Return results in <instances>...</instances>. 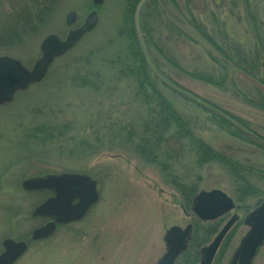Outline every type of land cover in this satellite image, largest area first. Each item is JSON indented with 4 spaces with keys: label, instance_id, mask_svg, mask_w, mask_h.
Returning a JSON list of instances; mask_svg holds the SVG:
<instances>
[{
    "label": "rangeland",
    "instance_id": "374dc122",
    "mask_svg": "<svg viewBox=\"0 0 264 264\" xmlns=\"http://www.w3.org/2000/svg\"><path fill=\"white\" fill-rule=\"evenodd\" d=\"M28 1L0 0V55L18 58L26 67L39 56L44 36H64L92 9L89 0H57L46 21L33 32L25 29L15 41L13 33L6 34V30L11 18L20 14ZM141 1L134 5L131 21L144 53L150 63L157 65L161 76L152 77L154 87L189 122L195 136L221 151L231 147L249 166L263 169L261 140L256 145L237 143L219 130L211 112L197 108L171 88L175 84L206 104L246 120L251 131L264 139V110L245 100H254L258 92L264 98V84L230 68L226 58L189 23L190 13L227 52L235 55L241 50L252 62L258 46L254 29L264 37V0H156L157 7L153 0L145 6ZM131 2L104 0L96 7L94 29L52 62L42 84L19 91L11 102L0 105V251L6 237L28 242L26 253L14 264H154L165 250L164 231L172 225L184 227L188 223L193 225L192 237L197 232L204 238L197 246L194 264H198L199 249L236 213L238 220L211 263L228 264L247 230L242 218L258 198L235 200L233 182L221 165L199 166L187 140L180 141L171 130L161 133L152 113L158 109L155 98L145 101L138 94L136 82L124 71L120 73L119 69L128 64L123 26L124 19L129 18ZM71 10L76 12V21L68 26L64 18ZM144 31L150 37L144 36ZM153 43L163 53L157 52ZM262 62L259 58L260 76L264 77ZM219 65L224 66L226 74L222 87L195 77L217 76L222 69ZM39 124L54 125L53 137L43 136L44 142L40 141L42 136L33 137V128ZM157 129L162 134V146L155 162L148 154L155 144L144 146L145 154L137 147L139 140L147 136L156 143L155 137L160 134L155 132ZM61 172L90 175L97 181L99 200L83 220L59 227L48 239L29 241L30 231L43 222L32 215V210L48 192H27L20 183L30 176ZM251 180L264 188L257 177ZM177 181L194 185L195 194L220 189L232 197L235 207L216 220H198L176 189ZM209 223L214 225L207 228ZM195 225L203 227L195 229ZM252 264H264V244Z\"/></svg>",
    "mask_w": 264,
    "mask_h": 264
},
{
    "label": "water",
    "instance_id": "95a60500",
    "mask_svg": "<svg viewBox=\"0 0 264 264\" xmlns=\"http://www.w3.org/2000/svg\"><path fill=\"white\" fill-rule=\"evenodd\" d=\"M93 6H99L104 0H90ZM145 0L141 1V4ZM65 23L71 26L76 21V12L71 10L65 15ZM97 23V11L90 9L83 21L69 27L63 37L49 33L39 43V56L30 67H26L18 58L0 55V105L9 103L17 91L40 82L53 60L69 51L86 33L92 31ZM21 189L28 192L50 191L52 195L37 204L33 216L48 217L51 220L34 228L30 240H43L49 237L56 225L82 219L88 209L98 201L97 181L85 173L61 172L42 176H30L20 183ZM234 209L233 199L220 189L199 190L192 198L190 211L201 221H212ZM238 220L233 213L223 223L211 241L199 249L198 264H211L224 236ZM247 226L238 245L233 250L228 264H252L259 248L264 243V200L248 211L242 218ZM193 226L172 225L162 236L165 250L154 264H173L187 248ZM0 264H13L22 256L28 242L6 237L1 241Z\"/></svg>",
    "mask_w": 264,
    "mask_h": 264
},
{
    "label": "trees",
    "instance_id": "16d2710c",
    "mask_svg": "<svg viewBox=\"0 0 264 264\" xmlns=\"http://www.w3.org/2000/svg\"><path fill=\"white\" fill-rule=\"evenodd\" d=\"M140 0H132L130 5L128 6V13L127 16L129 18L125 21L124 19V32L127 33L128 40V49H127V58L128 64H125L123 68H120V73L128 75L134 82L137 84L138 94L145 99V101H149L150 99L156 100V104L158 106L157 111L153 110L152 113H155V123L158 128H161V133H166L171 130L180 141L185 139L187 140L188 144L191 146L194 154H195V162L196 164L204 165L207 163H217L222 166V168L227 172L228 176L230 177L231 181L234 185V192H235V200L243 202L244 200L250 197H257V204L264 200V188H259L256 186L251 177H257L264 185V168L263 169H256L253 165L252 167L249 166L246 162L242 161L238 158L237 154L234 153V150L231 147H227V150L221 151L218 149L213 148L202 139L198 138L192 133V128L186 119L180 115L176 109L172 106V103L161 94L159 90H157L153 83L152 77L155 79H160V75L158 73L157 65L154 63H150L151 60L148 59L147 55L144 53L142 44L139 41L137 35L134 33L133 27V20L131 21V14L134 5L139 2ZM150 0H145L142 5L145 6L148 4ZM154 6L157 7L158 3L156 0L152 1ZM171 2L175 3V0H171ZM57 0H30L26 2V4L22 5V10L20 14H16V17L13 19L11 18L10 26L6 30V34L8 32L13 33L15 36V41H19L20 34L24 32L25 29L31 30L32 32L37 29V25L41 22L46 21L49 15L52 13L53 9L56 7ZM142 6V7H143ZM249 13V12H247ZM190 15V25L198 31V33L210 44L212 47L224 57L229 62V67L234 68L236 70L242 71V73L250 76L252 79L257 81L260 85L264 84V77L260 76V64L259 58L262 60V67H263V75H264V37L257 31L255 28V39L258 46H256L252 62H248L249 59L244 52L237 51L234 55H231V52H227L224 48H222L217 42H215L207 33L206 29L201 26L196 19L189 13ZM9 24V23H8ZM6 24V25H8ZM13 31V32H12ZM144 36H149L148 31H144ZM2 40L6 41L2 38ZM143 40H145L143 38ZM11 41V39L7 40ZM143 45L144 41H143ZM154 48L159 53H163L162 49L158 48L156 43H153ZM263 52H262V51ZM213 59V58H212ZM150 60V62H149ZM172 61V60H171ZM175 65L176 63L173 62ZM177 67H179L177 65ZM221 73L217 76L213 74H198L195 75L200 81H204L208 84H212L214 86L222 87L226 74L224 73V66L219 65ZM249 70L256 71L257 73H251ZM45 79V78H44ZM43 79V80H44ZM42 80V81H43ZM42 84L40 81L38 84ZM37 84V85H38ZM36 85V84H35ZM172 90L179 93V95L183 96L188 99V101L192 102L197 108L201 110H208L211 112L212 120L217 122L220 131L230 135L234 139L237 140V143H252L256 145V141H260L264 145V139L258 136L255 132L251 131L249 128V123L246 120H243L240 117H236L231 115L227 112L222 111L221 109H217L218 107L208 105L205 101L194 97V95L187 93L186 91L182 90L181 88L172 84ZM264 86V85H263ZM175 88V89H174ZM150 89V93L148 92ZM245 97V96H244ZM245 100L253 105L256 108L264 110V98L262 97L261 93L258 92V96L253 100L251 97H245ZM212 108L209 109L207 106ZM150 123V122H148ZM148 125V124H147ZM54 125L50 124H39L33 128L34 133L32 134L33 137L42 136L41 142H44V137H53V131L55 128L51 127ZM147 127V126H146ZM59 130V129H58ZM155 132L160 133L159 129ZM159 134L155 137L156 143L152 142L149 137H144L139 140L137 148H140V152L145 154L146 149L144 146H148V144H155L153 147L154 150L148 151L149 156L151 157V161H155L157 159V151L160 149L161 141H162V134ZM239 141V142H238ZM165 141L163 140V143ZM151 146V145H150ZM260 146V145H259ZM149 148V146H148ZM237 150H241L238 149ZM230 151V152H229ZM264 152V147H263ZM165 164V162H162ZM160 164V163H159ZM168 167V166H167ZM176 189L181 193V196L186 202V205L189 207L192 197L196 192V187L194 185H184L182 182H175ZM246 207V206H244ZM246 209L245 211H247ZM214 224H207V228H210ZM203 225H195V229L201 228ZM196 232V231H195ZM194 238V240H193ZM204 239V238H203ZM199 237V234L196 232L194 236L191 238L188 248L182 253V255L176 260L175 264H194L196 257H198V247L202 244L200 240H203ZM198 246V247H197ZM196 248V249H195Z\"/></svg>",
    "mask_w": 264,
    "mask_h": 264
},
{
    "label": "flooded vegetation",
    "instance_id": "af4514ba",
    "mask_svg": "<svg viewBox=\"0 0 264 264\" xmlns=\"http://www.w3.org/2000/svg\"><path fill=\"white\" fill-rule=\"evenodd\" d=\"M46 221H48V219H45L44 223H45Z\"/></svg>",
    "mask_w": 264,
    "mask_h": 264
}]
</instances>
